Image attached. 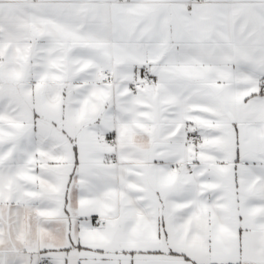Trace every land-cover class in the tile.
Returning a JSON list of instances; mask_svg holds the SVG:
<instances>
[{"label": "snow or ice", "instance_id": "1", "mask_svg": "<svg viewBox=\"0 0 264 264\" xmlns=\"http://www.w3.org/2000/svg\"><path fill=\"white\" fill-rule=\"evenodd\" d=\"M0 264H264V0H0Z\"/></svg>", "mask_w": 264, "mask_h": 264}]
</instances>
